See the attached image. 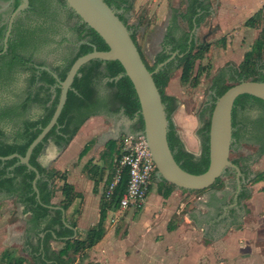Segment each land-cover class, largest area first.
Masks as SVG:
<instances>
[{
  "label": "crops",
  "instance_id": "crops-1",
  "mask_svg": "<svg viewBox=\"0 0 264 264\" xmlns=\"http://www.w3.org/2000/svg\"><path fill=\"white\" fill-rule=\"evenodd\" d=\"M186 1L134 0L130 23L135 25L138 44L150 63L155 62L162 51L173 48V44L167 42L169 37L180 40L189 33L190 42H211L210 51L198 61L197 66L200 63L205 65L206 61L212 64L215 70L213 85L214 78L223 68L237 67L254 46L264 28V0H206L212 3L211 16L192 30L184 17ZM255 15L259 17L257 25H247V21ZM178 53L179 50L172 56ZM180 76L181 70H177L167 87V92L178 98L173 120L185 148L200 155L202 142L198 130L211 117L214 91L210 90L201 98L200 87L205 77L202 76L199 90L189 94L188 84H184ZM226 80L229 81V76ZM2 103L0 98V114H5L4 110L11 106ZM41 111V107L35 105L23 113L19 109L16 113L2 115L6 138L14 140L22 121L38 116ZM137 121V117L129 116L124 109L115 114L93 115L67 147L62 149L51 140L40 156L43 166H52L65 173L68 183L74 187L75 197L65 208L62 205L64 180L58 179L52 200L55 208L63 209L65 224L74 227L73 238H85L90 229L99 225L103 195L110 183L109 175L113 177L116 160L120 156V141L122 137L139 131ZM257 165L264 167V156L253 161L250 167L254 171ZM230 172L236 179L222 177L223 188L211 190L196 202L201 211H184L192 200V191L180 187H176L168 197L158 190L152 194V188L145 206L140 210L121 212L118 206L109 209L101 240L79 254H73L71 249L70 255L75 260L70 264H141L142 259L150 264H166L168 256L165 254L171 245L182 248L183 252L178 254L182 256V262L193 260L192 254H189V238L180 234L185 225L203 234V248L210 246L220 251L219 256H213L214 264H264V203L258 209L242 213L243 203L254 199L251 197L238 204L235 190H238L239 182L236 171L230 169ZM240 178L244 179V174ZM233 185L235 190L231 188ZM188 194L191 195L188 197ZM213 194L219 200L210 203ZM182 213L184 215L179 217ZM251 213L256 218L253 226L242 224L239 217L244 215L247 219ZM30 217L31 212L26 211V204L20 197L0 191V264L7 251L12 253L11 262L22 258L24 264H63L47 257L44 243L46 222L35 228L30 223ZM114 217L117 219L115 222L112 221ZM74 222L76 226H73ZM65 240H51V250L63 249ZM160 247L162 254L158 252ZM172 256L174 261L176 254ZM223 258L229 260L224 261Z\"/></svg>",
  "mask_w": 264,
  "mask_h": 264
},
{
  "label": "trees",
  "instance_id": "trees-1",
  "mask_svg": "<svg viewBox=\"0 0 264 264\" xmlns=\"http://www.w3.org/2000/svg\"><path fill=\"white\" fill-rule=\"evenodd\" d=\"M105 1L120 11V18L132 30L133 39L137 43L149 70L154 72V79L162 95L163 102L166 105L169 120L168 139L176 160L184 169L192 173L200 174L205 172L210 164V119L198 130L202 142L200 155L188 151L173 120V115L178 109V98L169 94L167 87L177 70H181L180 79L184 84H190L192 87L199 86L202 76L210 71L211 65H203L200 63L197 66V63L206 57V54L211 49L212 43L208 41L196 43L194 40L190 42L189 33L180 40L169 37L167 42L173 44V48L170 51H162L157 55L155 62L150 63L144 57L138 44L135 25L130 23V13L134 0ZM59 2L64 7L67 6L65 0H59ZM185 3L186 9L184 17L188 20L191 30L211 16V1L187 0ZM32 5H34L33 2ZM68 16L78 18V22L71 29L77 34V42L79 45L75 47L69 57H66L62 63L56 65H48L44 61L34 62L32 54H27L20 49L21 46L25 45V41L21 40L17 27H14L12 31L8 50L0 57V71L2 72L6 69L10 72L17 66L23 68L28 73V87L26 90V98L19 105L7 108L4 110L5 114H0V156H9L14 153L24 156L32 141L40 134L43 127L50 122L56 111L60 99L61 87L57 86L58 81L53 73L47 69H41V66H50L51 70L57 73L61 80H64L78 57L92 52L95 47L98 50H108L109 48L97 31L89 27L85 22H81L80 17L76 15L73 9H68ZM258 20L259 17L255 15L247 21V25L256 26ZM5 31L6 26H1L0 51L3 48L2 39L5 36ZM177 50H179L177 56L159 68V65L167 61ZM124 72V67L119 60L104 61L102 59H92L80 69L81 75L75 77L73 89H70L68 92V98L58 119V123L50 130L44 140L35 147L31 155V164L41 174V177L37 181L40 201L34 189L35 171L29 170L27 165L19 163L18 157L7 160L0 158V191L5 192L9 196L17 195L21 198L23 203L26 204V211L31 212L30 223L33 227H41L46 222L44 226V231L46 232L44 243L47 257H53L63 264H70L75 260L74 256L70 255L71 249H73V254H79L101 240L104 235L103 226L107 217V211L118 206L120 198L127 189L129 181L128 169L125 170L112 200H108L104 192L99 225L90 229L85 238H73L75 235L74 227H69L65 224L63 209L55 208L52 200L57 191L56 181L58 179L64 180L62 187L64 199L62 205L65 208L69 205L71 199L75 197L74 187L68 183L65 173H61L52 166H43L39 158L51 140L62 149L67 147L81 126L93 115L102 113L115 114L124 109L129 116H137L140 110L139 98L131 79L126 74L120 76ZM227 76H229V80H233L235 83L249 79L264 81V28L260 32L252 49L246 53L244 60L237 67L231 69L223 68L214 78L212 85V90L214 91L213 104L210 107L211 114L217 98L233 85L226 80ZM55 85L56 88L53 91L52 88ZM35 105L41 107V113L34 118L24 119L16 138L9 141L6 138V131L2 125L1 116L16 113L19 109L23 113ZM253 105H259L261 108L260 119L264 123V100L249 94L241 95L236 100L233 111L234 141L232 144L233 148L235 145L239 146L242 141L247 140L252 141V144L257 146L256 153L240 155L238 158L232 159L235 164L241 167L244 179L251 183L260 180L258 179L260 175H255L250 164L264 155V139L259 137L257 133L250 132L248 128L245 129L247 126L246 116L240 119V113L246 112ZM143 126V120L140 118L137 121L136 127L138 130H142ZM228 171L230 172V169L226 172ZM111 178L110 174L108 182L111 181ZM221 181L222 178H219L209 188L198 191L211 190ZM155 183L158 185V192L164 197H168L177 187L175 184L164 179L158 180L156 175L151 190ZM223 186L220 183V186L216 189H221ZM183 189L186 191H194ZM252 195V188L244 184L238 195V204L240 205L244 200L250 199ZM215 200L219 199L213 194L210 203ZM73 226H76L75 222ZM238 227L240 228L241 226L239 225ZM55 238L66 239L63 249L59 251L51 250L50 241ZM2 259V264H24V259L22 258H17L15 262H11L12 253L10 251H7Z\"/></svg>",
  "mask_w": 264,
  "mask_h": 264
},
{
  "label": "water",
  "instance_id": "water-1",
  "mask_svg": "<svg viewBox=\"0 0 264 264\" xmlns=\"http://www.w3.org/2000/svg\"><path fill=\"white\" fill-rule=\"evenodd\" d=\"M65 1L67 6L80 17L81 22H85L99 33L109 48L108 50H98L95 47L92 52L78 57L64 80H61L50 67H40L51 71L57 78V86L61 87L56 111L50 122L43 127L40 134L32 141L24 156L14 153L9 156H0V158L7 160L18 157L19 163L25 164L29 170L35 171L34 189L40 201L37 181L41 174L30 162L35 147L44 140L50 130L58 123L68 98V92L73 89L75 77L81 75L80 69L82 66L92 59L119 60L125 70L120 76L126 74L131 79L139 98L140 110L136 117L138 120L141 118L144 123L143 129L139 132L145 135L152 150L153 158L157 164L156 177L158 180L164 179L177 187L188 190H203L222 178L228 169H234L239 182L236 194V200H238V195L243 187L240 178L243 176V172L241 167L230 158L234 141L233 111L236 100L241 95L249 94L264 100V81L241 80L217 98L210 118V164L205 172L192 173L181 166L170 147L168 114L154 79V72L149 70L137 43L133 39L132 30L120 18V11L109 5L105 0ZM28 6L29 0H22L12 17L14 18ZM11 30L12 23L6 32L4 51L0 52V55L8 50ZM175 57V55L171 56L167 61L161 63L159 68Z\"/></svg>",
  "mask_w": 264,
  "mask_h": 264
},
{
  "label": "flooded vegetation",
  "instance_id": "flooded-vegetation-1",
  "mask_svg": "<svg viewBox=\"0 0 264 264\" xmlns=\"http://www.w3.org/2000/svg\"><path fill=\"white\" fill-rule=\"evenodd\" d=\"M21 3L22 0H0V27L6 26L5 36L12 23L11 36L14 27H17L21 40L25 41V45L20 49L27 54H32L34 62L44 61L48 65L62 63L79 45L78 36L71 29L78 22V18L69 17V7H64L59 0H29V6L13 18L12 15ZM5 36L2 39L3 48L0 52L4 51ZM27 77V71L19 66L10 72L6 69L0 71L2 104L16 107L20 100L26 98ZM55 88L56 85L52 90L54 91ZM260 118V113L246 116L247 126L245 129L248 128L250 132L257 133L264 139V123ZM245 181L242 179V185L246 184ZM235 191L237 194L238 190Z\"/></svg>",
  "mask_w": 264,
  "mask_h": 264
},
{
  "label": "rangeland",
  "instance_id": "rangeland-1",
  "mask_svg": "<svg viewBox=\"0 0 264 264\" xmlns=\"http://www.w3.org/2000/svg\"><path fill=\"white\" fill-rule=\"evenodd\" d=\"M201 42L202 41H199L198 43H201ZM208 64H209V61H206L205 65H208ZM209 65H211V69H210V71L208 73H205L203 75L205 77H204V81L202 83V86L200 87L201 88L200 92L202 94L201 98H203V95L209 94V91L212 90V86L211 85H212L213 77L215 75V70L213 69L212 64H209ZM229 83L230 84H234L235 81L229 80ZM197 90H199V86L192 87L190 84H188L187 91H188L189 94H194L195 92H197ZM261 112H262V110L259 107V105H253L246 112H241L240 113V119L242 117H244V116H254V115L259 114V113L261 114ZM237 146L238 145H235L232 148V150H231V154H230V158L231 159H236L240 155L254 154V153L257 152V146L253 145L252 141L244 140V141H242V143L238 147ZM255 169H256V170H254V171H256L255 175L256 174L260 175V178H258L260 180H257L256 182H252V183H249V181H246V186L247 187H251L252 190H253L252 199H254V201H252V202H250V200H248L247 202L243 201L244 202L243 203V206H244L243 209L244 210L242 211V213H245V211H247V210L251 211V210H253L255 208L258 209L260 204L264 203V199H263L264 198L263 197V194H264V167L261 166V165H257V166H255ZM225 176H228V178H230V179H236L235 175L232 172H229V171L226 172V174L223 176V178ZM252 177H254V175H252ZM220 183H218L213 188L214 189L218 188L220 186ZM157 188H158V185L155 183L153 185L154 191L152 192V194L153 193L154 194L157 193L155 191V190H157ZM213 188L211 190H214ZM231 188L233 190H235L234 185L231 186ZM211 190L210 189H208L207 191H198V190L196 191V190H194L191 193L192 194V197H191L192 200L187 204V206H185V210L184 211L185 212L190 211V210L191 211H201V208H198V205H197L196 202L198 200L202 199L205 194L208 195ZM191 194H188V197ZM181 205L182 204H180V206ZM133 210H135V209H133ZM183 215H184V213H182L181 216H179V217H182ZM239 219H241L242 224L247 223V224H251L253 226V224L255 223V219L256 218L251 213L250 215H248L247 219H244V215H241L239 217ZM192 225H193V222H192ZM180 234H182L181 236L184 235V237H188L189 238V242H190L189 254H192L193 260H189V261H186V262L183 260V262H182V260H180V258L182 256L178 255L181 252H183L182 248L181 247L180 248L176 247L177 248L176 249L175 247L173 248V246L171 245V247L167 248L168 252H167V254H165L166 256H168V258H165V260H166L165 263L166 264H214L213 263V256L214 255L219 256L220 251L217 250L216 248H213V247H210V246H207V247L203 248V246L201 245V243H203V237H202L203 234L202 233H198L195 229L185 225L180 230ZM188 238H186V239H188ZM158 252H159V254L163 253V252H161V247L158 248ZM204 253H205V255H202ZM174 254H176L175 260L172 261V257L174 259V256H172V255H174ZM198 254H199V258L197 259ZM229 254L230 253L228 251V255ZM222 260L228 261L229 259L223 258ZM141 264H150V263L149 262H143V259H142ZM151 264H159V263H151Z\"/></svg>",
  "mask_w": 264,
  "mask_h": 264
},
{
  "label": "built area",
  "instance_id": "built-area-1",
  "mask_svg": "<svg viewBox=\"0 0 264 264\" xmlns=\"http://www.w3.org/2000/svg\"><path fill=\"white\" fill-rule=\"evenodd\" d=\"M139 131L122 137L120 156L116 160L112 180L105 190L106 198L112 200L125 170L128 169L127 189L118 203V210L121 212L129 209L140 210L145 206L157 172L150 145L145 135ZM112 221L117 219L114 217Z\"/></svg>",
  "mask_w": 264,
  "mask_h": 264
}]
</instances>
